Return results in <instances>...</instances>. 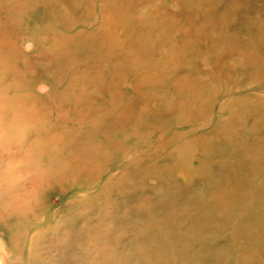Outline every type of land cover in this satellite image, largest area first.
<instances>
[{
  "label": "rangeland",
  "instance_id": "rangeland-1",
  "mask_svg": "<svg viewBox=\"0 0 264 264\" xmlns=\"http://www.w3.org/2000/svg\"><path fill=\"white\" fill-rule=\"evenodd\" d=\"M0 264H264V0H0Z\"/></svg>",
  "mask_w": 264,
  "mask_h": 264
}]
</instances>
